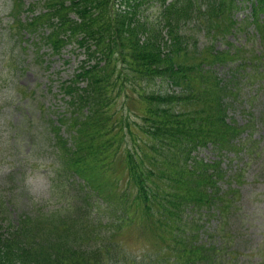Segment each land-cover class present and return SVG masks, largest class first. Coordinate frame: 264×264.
I'll return each mask as SVG.
<instances>
[{
	"label": "trees",
	"instance_id": "trees-1",
	"mask_svg": "<svg viewBox=\"0 0 264 264\" xmlns=\"http://www.w3.org/2000/svg\"><path fill=\"white\" fill-rule=\"evenodd\" d=\"M12 1L13 36L40 34L54 55L73 44L84 58L61 87L69 113L48 130L73 204L12 219L5 200L0 264H137L123 241L135 226L153 235L142 264H237L247 255L230 225L238 191L220 161L193 153L237 150L244 127L229 111L240 71L264 74L253 68L264 69V0H41L24 20V0ZM247 3L252 15L239 21ZM245 23L252 55L234 44L198 49L203 32L226 38ZM224 67L231 71L221 77ZM130 99L134 121L118 110Z\"/></svg>",
	"mask_w": 264,
	"mask_h": 264
},
{
	"label": "rangeland",
	"instance_id": "rangeland-1",
	"mask_svg": "<svg viewBox=\"0 0 264 264\" xmlns=\"http://www.w3.org/2000/svg\"><path fill=\"white\" fill-rule=\"evenodd\" d=\"M41 7V0H24L21 19L33 11L38 13ZM13 11L12 0H0V208L5 209L4 202L11 197V218L18 219L32 207L49 215L65 210L69 202L73 204L75 191L67 187V178L55 171L59 154L48 130L62 114L69 113L68 98L61 87L73 80L84 57L73 44L54 55L48 46L39 43L40 34L13 36ZM248 12L243 9L239 17ZM198 39L199 50L212 46L227 50L234 44L252 55L255 47L248 25H243L241 33H229L226 38L212 40L203 32ZM250 67L247 72H251ZM255 67L260 73L259 66ZM229 71L230 67L218 69L221 77ZM251 73L250 79L243 72L235 81L236 104L229 111L230 120L244 127L237 150L215 152L208 147L197 154L206 161L221 158L229 175L227 183L238 191L237 212L230 225L238 231V243L247 255L237 259V264H264V75L254 77ZM128 105L125 110L120 101L121 116L137 120L133 100ZM223 185L227 189L228 185ZM123 241L128 256L137 264L151 262L152 234L135 226L126 232Z\"/></svg>",
	"mask_w": 264,
	"mask_h": 264
}]
</instances>
